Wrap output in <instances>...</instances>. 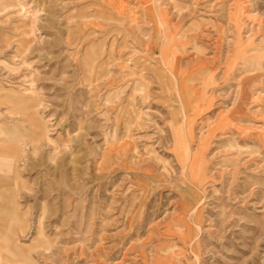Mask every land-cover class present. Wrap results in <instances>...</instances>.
I'll return each mask as SVG.
<instances>
[{"label":"rangeland","instance_id":"obj_1","mask_svg":"<svg viewBox=\"0 0 264 264\" xmlns=\"http://www.w3.org/2000/svg\"><path fill=\"white\" fill-rule=\"evenodd\" d=\"M0 234V264H264V0H0Z\"/></svg>","mask_w":264,"mask_h":264},{"label":"bare ground","instance_id":"obj_2","mask_svg":"<svg viewBox=\"0 0 264 264\" xmlns=\"http://www.w3.org/2000/svg\"><path fill=\"white\" fill-rule=\"evenodd\" d=\"M158 17L160 18V23H162V17H161V15H158ZM34 26V25H33ZM162 26V25H161ZM160 26V27H161ZM30 28H31V26H30ZM32 30V29H31ZM25 33H27L26 31L24 32V34ZM106 53V54H105ZM102 54H105V56H106V60H102L101 61V65L100 64H98V65H96L95 66V64H93V65H91V68L92 69H94V68H96V69H99V67H102L103 66V64L104 65H107V63H108V61H110V59L112 58V52L109 50V51H107V52H103V53H101V55ZM104 56V55H103ZM212 57V56H211ZM214 57V56H213ZM167 58V57H166ZM213 59V58H212ZM234 61V60H233ZM244 61L245 62H247L246 63V67H248V69L249 70H253V69H256V68H259V66H260V62H259V59L257 58V57H254V56H250V57H246L245 59H244ZM111 62V61H110ZM160 62H161V65H162V67H161V71H162V73L164 74V76H166L172 83L174 82V83H176L177 82V84H179L180 83V86H182V83H181V80L178 78V75H177V72L173 69V68H170L169 67V65L167 64V62H166V59H165V57H164V55H163V53L161 54V56H160ZM245 65V64H244ZM90 66V65H89ZM203 71H205V66L203 65V64H200V63H197V66H196V71H195V74L196 75H198L196 78H200V76L203 74ZM162 78H163V75H162ZM189 85V84H188ZM183 87V86H182ZM34 109V108H33ZM133 114H134V116H137V113L134 111L133 112ZM133 116V117H134ZM133 118H131L130 119V122H132L131 120H132ZM43 123H41L40 125H42ZM186 126V125H185ZM41 127V126H40ZM44 131V130H43ZM189 154V153H188ZM189 158V157H188ZM6 161H5V163L7 164L6 166H7V168L9 169V170H11L12 169V166H10L9 165V163L10 162H8L7 163V161L9 160L10 161V157H8V158H6L5 159ZM13 159H11V161H12ZM180 163H182V168H184V174H185V177L187 178V180L190 182V183H193L194 185L195 184H197L198 186H199V183L201 184V181H202V168H201V166H200V164L198 163V165H195V166H191V165H189L188 163H184L183 164V162H181L180 161ZM11 164V163H10ZM186 180V181H187ZM185 181V182H186ZM187 183V182H186ZM196 203V202H195ZM197 203H199V201L197 202ZM184 205V204H183ZM186 205V204H185ZM188 205V204H187ZM197 205V204H196ZM191 206V207H193V210H194V212L196 211V207L197 206ZM189 206V205H188ZM187 206V207H188ZM183 207V206H182ZM182 209V208H181ZM186 209V208H185ZM191 209V208H190ZM192 211H190L189 213H191ZM194 212H192L193 214H194V216L196 215V212L194 213ZM0 235H2V234H0ZM1 237V236H0ZM187 239V238H186Z\"/></svg>","mask_w":264,"mask_h":264},{"label":"crops","instance_id":"obj_3","mask_svg":"<svg viewBox=\"0 0 264 264\" xmlns=\"http://www.w3.org/2000/svg\"><path fill=\"white\" fill-rule=\"evenodd\" d=\"M14 147V145L12 144V148Z\"/></svg>","mask_w":264,"mask_h":264}]
</instances>
